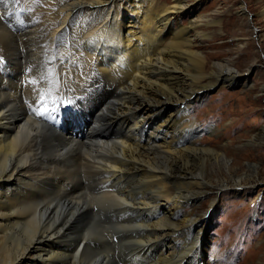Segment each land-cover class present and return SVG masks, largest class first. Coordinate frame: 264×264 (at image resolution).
<instances>
[{"label": "bare ground", "instance_id": "bare-ground-1", "mask_svg": "<svg viewBox=\"0 0 264 264\" xmlns=\"http://www.w3.org/2000/svg\"><path fill=\"white\" fill-rule=\"evenodd\" d=\"M247 1L183 22L202 0H0V264H213L218 192L260 171L228 130L198 137L194 105L214 84H247L256 62L206 53L225 36L203 27L233 9L248 23ZM252 136L263 147L264 125Z\"/></svg>", "mask_w": 264, "mask_h": 264}, {"label": "rangeland", "instance_id": "rangeland-1", "mask_svg": "<svg viewBox=\"0 0 264 264\" xmlns=\"http://www.w3.org/2000/svg\"><path fill=\"white\" fill-rule=\"evenodd\" d=\"M254 2L249 0L246 3L249 8L246 20L251 22L241 20L233 9L230 17L222 18L223 24L219 28L216 25L203 27L207 32L220 29L225 36L206 41L209 44L206 53L218 59L236 55L233 65L238 68H243L251 60L256 62V66L249 74L247 84L240 81L228 85L217 83L208 87L201 102L194 105L196 109L193 118L199 127L197 136L204 139L207 145L220 139L207 128L209 125L219 133L228 130L223 134L222 142L231 141L234 147L245 148L243 163L247 159L256 162L260 171L258 180H261L264 179V146L257 150V144L252 143V134L264 125V90H260V84L264 81V39L256 35L264 32V16L257 14L259 8H255ZM217 5H223V2L202 0L198 4L190 3L182 20L186 22L190 16L194 17L199 12L208 13ZM231 32L244 34V40L251 42L247 46L248 53L242 52L237 56L239 52L235 53L236 41L229 35ZM261 143H264V138ZM258 180L251 176L242 190L226 188L218 192L215 206L211 208L204 250V256L213 264H264V182ZM208 197L202 196L196 202L199 209L207 208Z\"/></svg>", "mask_w": 264, "mask_h": 264}, {"label": "snow or ice", "instance_id": "snow-or-ice-1", "mask_svg": "<svg viewBox=\"0 0 264 264\" xmlns=\"http://www.w3.org/2000/svg\"><path fill=\"white\" fill-rule=\"evenodd\" d=\"M35 83V82H33ZM55 101H53L54 103ZM39 103H42V104H46L47 103V94H41V97H40V100H39ZM49 109L47 107H45L44 109L40 110L37 112V115H44L46 112H48ZM52 111H55V109H52Z\"/></svg>", "mask_w": 264, "mask_h": 264}]
</instances>
